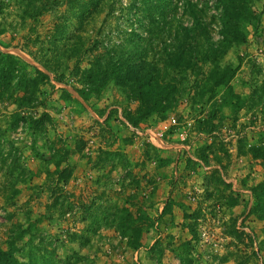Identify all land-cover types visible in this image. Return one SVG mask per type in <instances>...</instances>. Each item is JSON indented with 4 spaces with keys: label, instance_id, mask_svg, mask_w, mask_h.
<instances>
[{
    "label": "rangeland",
    "instance_id": "374dc122",
    "mask_svg": "<svg viewBox=\"0 0 264 264\" xmlns=\"http://www.w3.org/2000/svg\"><path fill=\"white\" fill-rule=\"evenodd\" d=\"M145 1L110 0L78 26L77 38L70 42L77 31L72 20L55 48L48 38L64 22V0H0V50L42 70L29 53L38 55L44 44L52 56L75 44L79 65L87 69L104 45L120 43L124 31H136L144 38L134 37L141 39L134 45L147 47L152 60L162 51L165 34H157L162 17ZM173 1L176 7L167 9L165 21L173 23L171 28L176 21L192 26V16L184 12L185 0ZM193 1L206 11L203 21L210 24L213 40L221 41L217 0ZM131 7L135 10L129 20ZM252 10L258 21L245 25L246 42L231 47L221 60L223 66L236 69L230 86L245 104L237 112L225 106L227 97L221 90L213 98L210 93L201 98V89L183 87L171 113L134 125L131 118L139 102L127 98L114 82L88 101L78 96L74 87L82 85L70 72L75 58L63 59L68 66L65 82L51 75L34 106L20 110L13 100H0V247L8 249L16 225L24 231L34 225L36 245L54 241L60 264H184L188 242L193 264H264V222L249 215L252 190L264 182V159L254 156L264 149V0H252ZM142 24L154 28L143 30ZM210 69L201 66L195 79H204ZM190 80L195 81L193 76ZM17 112L35 119L49 115L50 120L38 126L24 120L17 124ZM170 116L178 118L179 126L165 147L153 145L147 135L128 126L142 133ZM59 158L61 169L71 171L66 183H59L55 175ZM119 209L141 216L143 223L151 219L145 223L152 225L145 228L139 249L130 247L115 229L112 221ZM28 241L25 234L18 245ZM251 243L257 252L261 246L263 253L255 256Z\"/></svg>",
    "mask_w": 264,
    "mask_h": 264
},
{
    "label": "trees",
    "instance_id": "16d2710c",
    "mask_svg": "<svg viewBox=\"0 0 264 264\" xmlns=\"http://www.w3.org/2000/svg\"><path fill=\"white\" fill-rule=\"evenodd\" d=\"M64 1L66 4L64 22L48 38L50 40L48 44H53L51 47L55 48H58L56 43L62 42L66 37L67 28L70 27L72 20H74L73 26L77 31L70 35V42L77 38L78 26L80 27L84 21L100 13L103 5L110 4V0ZM48 2L52 3L53 0H48ZM146 5L153 8L162 17L155 29L158 35H165L162 37L163 42L161 44L163 46L160 48L162 51L156 54V58L149 60L147 57L149 56L148 49L147 47L142 48V43L138 46L134 45L139 43L137 41H141V39H134V37L144 38L136 31L131 33L124 31L122 38L119 39L121 40L120 43L104 45V52L91 61L87 69H82L79 65L80 54H77L78 45L75 44L72 47L67 46L64 51L59 49L58 53H53L52 56L48 55L49 49L45 51L44 44L40 45L41 50H39L38 55L29 53V56L40 65L42 70L37 67L34 68L15 55L0 50V100H13L20 110L34 106L38 100L40 87L52 80L51 75L54 76L56 82L62 84L65 82L64 69L68 66L64 65L63 59L67 58L69 61L75 58L77 61L70 72L82 85V88L74 87L78 96L84 101H88L89 97L99 96L109 83L114 82L127 98L139 102L137 112L131 118L134 125H138L154 115L162 116L171 113L183 87L194 86L198 90L201 89L199 94L201 98L205 97L207 93L212 94L211 98H213L217 95V91L221 90L227 97L226 102H224L225 106L226 104L230 105L236 112L242 109L245 104L241 101L240 96L234 95L233 88L230 86L235 78L236 69L231 65L223 66L221 60L231 47L246 42L245 25H256L258 18L252 10V0H217L215 7L221 8L220 23L222 26L221 34L223 35V39L219 42H215L211 37L210 24L203 21L206 11L199 8L193 0L184 1V12L192 16V26H185L176 21L175 28H171L173 23L165 21L164 17L168 8L176 7L175 1L148 0ZM133 7L130 8L129 20L132 19V10H135ZM122 17L124 16L122 15ZM140 21L142 22V20ZM146 27L142 24L141 29L150 31L154 28L146 29ZM148 39L152 38L149 36ZM203 65H210L211 69L204 79L196 80L197 69ZM192 76L195 80L193 82L190 80ZM63 91L69 97L72 96L65 89ZM252 99L253 97L250 96L249 102ZM13 117L17 124L24 120V122L34 124V126L50 120L49 115H41L35 119L23 117L20 112L15 113ZM257 150L260 151V149H253V152ZM254 156L264 159V149L262 152L260 151V154H254ZM0 157L3 158L2 152ZM62 160L59 158L54 163L55 175L59 183H66L71 178V171L68 167L61 169ZM11 192L9 200L12 201L16 189ZM252 195L253 205L249 215L260 222H264V182L252 190ZM234 202L233 205H235ZM191 216L194 220L198 218L193 215H186V218ZM142 219L141 216L134 217L128 209H119L112 221L121 237L128 239V245L135 249L142 246L145 228L152 225V223L145 224L151 221L149 217L145 219V223L141 222ZM194 226L195 224H191L189 229L196 237L197 233ZM29 228V230L24 231V227L16 225L11 230L8 249L4 250L0 247V264H60L61 261L58 262L56 259V248L52 249L54 241L50 239L51 241L48 240L46 243L45 240H42L45 245H36L33 240L34 225H30ZM25 234H29V241L24 246H19L18 242L25 237ZM234 234L238 235L237 232ZM239 234L241 237L243 236V233ZM185 245L183 248L185 253L183 254L187 258L182 259V262L193 264L187 253L190 249V242ZM250 245L255 256L263 253L261 246L257 252L254 243ZM49 248L51 249L49 250ZM62 264H70V262L66 261Z\"/></svg>",
    "mask_w": 264,
    "mask_h": 264
},
{
    "label": "built area",
    "instance_id": "2783aa9c",
    "mask_svg": "<svg viewBox=\"0 0 264 264\" xmlns=\"http://www.w3.org/2000/svg\"><path fill=\"white\" fill-rule=\"evenodd\" d=\"M128 126L132 131L138 134L147 135L148 141L153 145L165 147L168 136L172 133L174 128L179 126V120L176 116H170L167 120L161 122L157 128H144L142 133L139 132V129L132 127L130 124H128Z\"/></svg>",
    "mask_w": 264,
    "mask_h": 264
}]
</instances>
